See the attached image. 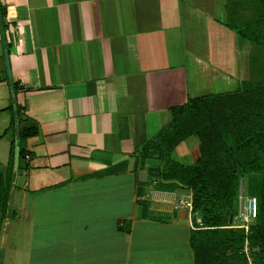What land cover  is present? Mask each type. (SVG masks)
I'll list each match as a JSON object with an SVG mask.
<instances>
[{
    "label": "crops",
    "instance_id": "1",
    "mask_svg": "<svg viewBox=\"0 0 264 264\" xmlns=\"http://www.w3.org/2000/svg\"><path fill=\"white\" fill-rule=\"evenodd\" d=\"M210 2L0 0V49L10 43L20 128L31 131L18 169L35 196L21 204L33 224L24 264H194L190 211L173 207L182 189L151 188L163 198L146 206L138 154L170 107L249 78L248 43ZM4 66L0 99L11 100ZM184 141L171 155L181 162ZM54 193L65 200H44Z\"/></svg>",
    "mask_w": 264,
    "mask_h": 264
},
{
    "label": "trees",
    "instance_id": "2",
    "mask_svg": "<svg viewBox=\"0 0 264 264\" xmlns=\"http://www.w3.org/2000/svg\"><path fill=\"white\" fill-rule=\"evenodd\" d=\"M224 25L233 30L240 44L248 43L249 78L236 91L191 97L170 107V120L148 139L139 151L141 170L156 179L155 189L187 188L191 194L189 242L194 264H264V0H225ZM0 31L5 30V11L0 4ZM2 47L10 53V43ZM16 95V84L9 82ZM6 133L12 128L8 168L0 171V210L9 208L15 172L12 170L14 138L19 140V166L26 156L24 139L31 134L20 128L23 108L16 102ZM194 136L198 145L189 161L172 158V150ZM148 160L154 162L149 163ZM153 172V173H150ZM156 172V174H154ZM239 179L246 181L248 196L257 199V214L247 231L234 227ZM244 191V190H243ZM147 205L149 202L143 200ZM233 221L229 223V215ZM199 216L202 224L193 220ZM159 219V217H154ZM249 244L251 260L242 253Z\"/></svg>",
    "mask_w": 264,
    "mask_h": 264
},
{
    "label": "rangeland",
    "instance_id": "3",
    "mask_svg": "<svg viewBox=\"0 0 264 264\" xmlns=\"http://www.w3.org/2000/svg\"><path fill=\"white\" fill-rule=\"evenodd\" d=\"M213 1H214V5H216L218 0L217 1L212 0V2H210V4H212ZM224 2H225V0H219V5H221L222 9H223ZM218 10L215 9V12H214L215 15H217V17L221 16ZM223 11H224V9H223ZM224 13H225V11H224ZM225 18H226V13L224 15V19H223L224 21H225ZM237 41H238V39H237ZM238 44H239V41H238ZM181 48H182V45H181ZM246 49L248 51L249 46L246 47ZM9 50H11V49H9ZM241 55H242L241 61H242L243 65L248 66V60H247L248 56H246V52H244V50L242 51ZM0 62H1V68H3V66H4L3 47H2V49H0ZM172 73H173V71H172ZM6 78H7L6 72L4 70V73L1 76V79H6ZM10 105H13V104L9 98H7L5 100L0 99V171H2L4 173L6 172V170L8 168L9 147H10L11 140L13 138L12 128L9 129L6 133H4L5 129L9 125V121H10L11 111L8 108ZM184 142L185 143H184V147L182 150L184 152V154H183L184 160H182V162L187 163L189 161L192 149H195L198 145V140L196 137L190 136ZM184 149H185V151H184ZM150 173H153V172H150ZM154 174H156V172ZM26 180H27L26 176L24 174H22L21 170H18V172L15 176L14 186L12 188L11 200H10V204H9V208L7 210V213L5 215H3L1 210H0V264H24L25 252L27 251V249L31 243L32 237L31 238L29 237V233L31 231V225H33V224H31L30 221H27L23 217L22 210H21V204H23L24 202H26V204H28V202H30V200L33 201V199H35V196H33L34 193H32V194L28 193L26 195L23 194V191H24L23 187H26ZM155 181H157V180L155 179ZM152 182H153V180H151V178L150 179L148 178V182L146 183L147 188H144V190L148 193L147 197H145V199L149 202L148 205H150L151 202H153V201H154L153 203H156L155 200L157 198H163V196L161 194L157 195L156 193L151 192L152 191L151 188H154L155 183H156V182L155 183H152ZM150 184H151V186H149ZM29 186L31 189L33 186L38 187L41 185L37 181L32 180ZM178 188H181L183 191V193H181V196L185 195V193L189 192V190L187 188H183V187H178ZM240 188H243L244 194L247 195V193L245 192L246 181H244L243 179H239L238 193H239ZM158 190H160V189H158ZM89 197H90V200H92L93 197H91L90 194H89ZM98 197L100 198L101 201L102 200H104V201H108V200L115 201V198H116L113 194L111 195V199L106 194L103 197L102 196L100 197V195ZM179 197L180 196H178L177 198L179 199ZM43 198H44V200H48V201H64L65 200L64 195L57 194V193L49 194V196H43ZM44 200L37 199L36 201H44ZM175 202L177 203V201H175ZM125 203L128 204L129 200L126 199ZM173 205H175V204H173ZM180 207L187 209L185 206H180ZM180 207H178V208H180ZM175 209H177V208H175ZM156 214L162 215L163 213L156 212ZM184 219H186V217ZM187 219H189L188 214H187ZM187 219H186V222H188ZM190 219H191V217H190ZM190 222H192V221L190 220ZM234 227H236V226H234ZM26 232L28 233V238H30L29 241H28V239H26V235H27ZM245 244L243 245L241 251H242V253H244L246 255L247 260L250 261L251 260V250H253V249L250 248V246L247 242L248 248H247V250H245Z\"/></svg>",
    "mask_w": 264,
    "mask_h": 264
},
{
    "label": "built area",
    "instance_id": "4",
    "mask_svg": "<svg viewBox=\"0 0 264 264\" xmlns=\"http://www.w3.org/2000/svg\"><path fill=\"white\" fill-rule=\"evenodd\" d=\"M28 157V154L25 156ZM153 178V182L155 183ZM151 186V184L149 185ZM174 207L178 208L180 206H185L189 211L191 208V194L190 192L185 193V195H180L179 199L176 200ZM257 214V199L255 196H248L244 194L243 188H240L237 199V209L234 216V226L243 227L245 231L248 230L250 223L254 220ZM197 225H201V219L196 216L193 220ZM247 243L245 244V250H247Z\"/></svg>",
    "mask_w": 264,
    "mask_h": 264
},
{
    "label": "water",
    "instance_id": "5",
    "mask_svg": "<svg viewBox=\"0 0 264 264\" xmlns=\"http://www.w3.org/2000/svg\"><path fill=\"white\" fill-rule=\"evenodd\" d=\"M0 18H1V16H0ZM3 59H4L6 77H7L8 82H10L11 78H12V74H11V68H10L9 52H8L7 47H3ZM10 96L12 99L15 97V92L13 90L12 85H10ZM12 104H13L12 107L15 108L16 103L13 102ZM19 150H20L19 140H18V137L16 136L14 138L13 161H12V170L15 173L17 172L18 165H19ZM144 175H145V171L141 170L140 174H139L140 180H144ZM225 213L229 215L228 221H229V223H231L233 221L232 220L233 219V213L232 212L229 213V211H226Z\"/></svg>",
    "mask_w": 264,
    "mask_h": 264
}]
</instances>
